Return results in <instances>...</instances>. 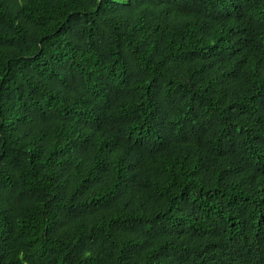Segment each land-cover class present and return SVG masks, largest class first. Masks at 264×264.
Returning a JSON list of instances; mask_svg holds the SVG:
<instances>
[{"label":"trees","instance_id":"16d2710c","mask_svg":"<svg viewBox=\"0 0 264 264\" xmlns=\"http://www.w3.org/2000/svg\"><path fill=\"white\" fill-rule=\"evenodd\" d=\"M0 264H264V0H0Z\"/></svg>","mask_w":264,"mask_h":264}]
</instances>
